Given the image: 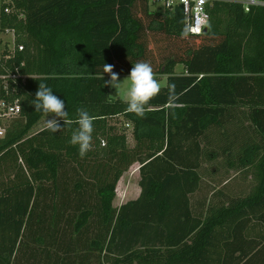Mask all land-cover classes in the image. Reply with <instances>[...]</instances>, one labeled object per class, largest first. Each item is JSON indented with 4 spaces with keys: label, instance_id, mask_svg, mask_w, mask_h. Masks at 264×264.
Returning <instances> with one entry per match:
<instances>
[{
    "label": "trees",
    "instance_id": "obj_1",
    "mask_svg": "<svg viewBox=\"0 0 264 264\" xmlns=\"http://www.w3.org/2000/svg\"><path fill=\"white\" fill-rule=\"evenodd\" d=\"M6 29L28 80L21 117L0 139V264H264V8L215 2L205 32L191 35L180 7L151 10L147 0H5ZM137 62L167 76L142 118L104 86V64L129 75ZM40 83L70 122L30 135L46 117L32 105ZM78 108L94 120L83 158L69 143ZM217 137L237 146L222 152L253 168L256 184L239 199L215 192L195 214L199 170L218 156L204 146ZM134 164L140 195L113 208Z\"/></svg>",
    "mask_w": 264,
    "mask_h": 264
},
{
    "label": "rangeland",
    "instance_id": "obj_2",
    "mask_svg": "<svg viewBox=\"0 0 264 264\" xmlns=\"http://www.w3.org/2000/svg\"><path fill=\"white\" fill-rule=\"evenodd\" d=\"M5 2V0H0V9L2 6V3ZM151 10H162V7L160 5L157 6H151ZM3 31L0 30V49L2 48V45L5 42H9V45H11V40L9 36H5ZM183 68L182 66H177L175 68V73L180 74L182 73ZM119 80L123 81L128 75H118ZM155 79L158 80L161 86V90L165 88L167 76L166 75H157L154 76ZM109 93L110 98L112 100H124L127 101V94H126V83L122 82V88L117 90L109 86ZM238 115V114H236ZM52 117L49 116L48 119H51ZM239 122L236 121V124L239 125L242 124V126L246 129L248 125H246V121L237 118ZM47 117L43 118L30 132V135H33L40 130L45 128ZM119 123L117 124L119 129H126V135H127V142L128 146L132 147L134 145L133 137H132V127L129 125V127H126V122L124 120H119ZM239 128V127H238ZM229 134H231V129L228 130ZM245 132V131H244ZM230 140H232V136L229 137ZM217 140V142L215 141ZM214 140V143H216V146L212 143L213 146H204L205 150L209 152L210 150H216L217 151V158L216 159H209L204 160L202 163V167L199 170V173L202 177V183L199 191L192 197V208L195 214H201L205 212L206 205L211 195L215 192H221L225 196L221 199V201L225 199H239L244 196H246L251 189L256 184L255 175L253 168H241V167H233L229 163V158L222 152V149L225 147L232 148L233 152H236L235 149L237 146H224L226 139L222 138ZM210 143V144H211ZM234 154V153H232ZM231 158V157H230ZM132 168H129L127 172H125L122 175V180L120 186L117 188L118 193L122 191V185L123 180H127L125 183L127 186L130 184V188H135L138 182V176L139 173L137 172V165L134 164V166H131ZM68 175L70 172L67 173ZM118 197V196H116ZM132 198V197H130ZM120 197L116 198L114 200L113 205H115V208H118L117 205L119 203ZM203 202V206H202ZM205 202V204H204Z\"/></svg>",
    "mask_w": 264,
    "mask_h": 264
},
{
    "label": "clouds",
    "instance_id": "obj_3",
    "mask_svg": "<svg viewBox=\"0 0 264 264\" xmlns=\"http://www.w3.org/2000/svg\"><path fill=\"white\" fill-rule=\"evenodd\" d=\"M110 75V79L104 80V86H110L119 90L122 82L126 83L127 111L134 113L137 117H143L145 107L149 101L161 90L160 83L154 78L152 66L146 62H137L131 69L129 75L119 80L117 73L113 72V66L104 64V74ZM174 85L169 87L170 97L174 93ZM32 105L36 112L47 117L45 128L51 133L59 132L66 123H69V113L65 110V101L54 94L53 89L40 83ZM51 116V119L48 117ZM77 127L72 132L69 143L78 146L79 155L85 157L92 147L94 120L85 108L77 109Z\"/></svg>",
    "mask_w": 264,
    "mask_h": 264
},
{
    "label": "built area",
    "instance_id": "obj_4",
    "mask_svg": "<svg viewBox=\"0 0 264 264\" xmlns=\"http://www.w3.org/2000/svg\"><path fill=\"white\" fill-rule=\"evenodd\" d=\"M149 5L162 7V11L180 7L184 16L185 27L191 35L202 34L209 23V7L215 2H229L240 5L245 12L253 8H264V0H147ZM9 36L0 49V139L4 137L7 125L21 117L22 106L19 90L28 78L21 73L24 62L18 63L17 55L23 52L22 45H16L15 33L4 30ZM1 44V41H0Z\"/></svg>",
    "mask_w": 264,
    "mask_h": 264
},
{
    "label": "crops",
    "instance_id": "obj_5",
    "mask_svg": "<svg viewBox=\"0 0 264 264\" xmlns=\"http://www.w3.org/2000/svg\"><path fill=\"white\" fill-rule=\"evenodd\" d=\"M135 165H137V172L139 173L138 170H139V167H140V166H139L138 164H135ZM133 166H134V165H133ZM130 168H132V167H130ZM121 178H122V177H121ZM120 180H122V179H120ZM120 180H119V182L117 183L118 187H119L120 184H121V181H120ZM122 182H123V185H122V191H121L120 193H118V189L116 190V196L120 197L119 203H118V205H117L118 208H119L121 205H123V204H125V203H127V202H129V201L136 200V199L139 197V195H140V188H139V186H138L139 176H138V182H137V185H136L135 188H130V184L127 186V185L125 184V183L127 182L126 179L123 180ZM116 188H117V186H116ZM116 196H115L114 200H115L116 198H118V197H116ZM130 197H132V198H130ZM114 200H113V202H112V206H113V208L116 207L115 205H113ZM21 251H22V250H21ZM21 251L19 252L20 258H21L22 255H24V256H23V259H24V261H25V260H26L25 257H27L28 253L24 254L23 251H22V252H21Z\"/></svg>",
    "mask_w": 264,
    "mask_h": 264
},
{
    "label": "water",
    "instance_id": "obj_6",
    "mask_svg": "<svg viewBox=\"0 0 264 264\" xmlns=\"http://www.w3.org/2000/svg\"><path fill=\"white\" fill-rule=\"evenodd\" d=\"M205 32V31H204Z\"/></svg>",
    "mask_w": 264,
    "mask_h": 264
}]
</instances>
